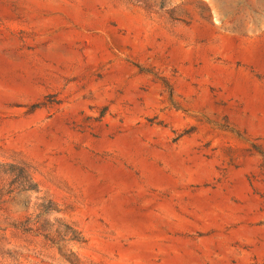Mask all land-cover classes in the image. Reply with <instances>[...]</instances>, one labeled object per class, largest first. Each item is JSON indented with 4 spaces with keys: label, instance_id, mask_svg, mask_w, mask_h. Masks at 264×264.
Wrapping results in <instances>:
<instances>
[{
    "label": "rangeland",
    "instance_id": "374dc122",
    "mask_svg": "<svg viewBox=\"0 0 264 264\" xmlns=\"http://www.w3.org/2000/svg\"><path fill=\"white\" fill-rule=\"evenodd\" d=\"M0 163V264H264V0H0Z\"/></svg>",
    "mask_w": 264,
    "mask_h": 264
},
{
    "label": "trees",
    "instance_id": "16d2710c",
    "mask_svg": "<svg viewBox=\"0 0 264 264\" xmlns=\"http://www.w3.org/2000/svg\"><path fill=\"white\" fill-rule=\"evenodd\" d=\"M0 174L11 176L18 191H33L36 188L26 165L0 163Z\"/></svg>",
    "mask_w": 264,
    "mask_h": 264
}]
</instances>
